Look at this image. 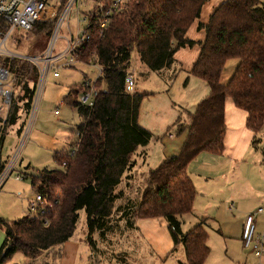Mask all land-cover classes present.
I'll return each mask as SVG.
<instances>
[{
	"label": "trees",
	"instance_id": "1",
	"mask_svg": "<svg viewBox=\"0 0 264 264\" xmlns=\"http://www.w3.org/2000/svg\"><path fill=\"white\" fill-rule=\"evenodd\" d=\"M208 1L128 0L116 7L104 28L100 21L104 12L113 8V1L97 3L87 17L88 39L77 51L76 62L100 66V77L91 82L98 93L91 106L78 103V93L85 91L83 82L63 99L76 110L80 120L75 128L77 147L73 154V146L55 154L58 169L42 170L31 177L33 190L51 205L50 210L36 218L25 216L11 223L0 218L5 235L0 264H10L16 254L30 260L29 264H40L44 253L60 251L74 235L80 211L86 215L89 244L93 246L91 239L96 232L103 238L116 202L123 199L117 189L135 167L134 155L153 139L138 124V111L146 94L125 92L131 53L136 51L140 63L152 73L170 68L178 50L196 44L185 35ZM53 27L38 23L32 33L35 31L36 37L50 36ZM198 29L205 32V40L190 75L204 81L210 94L189 117L187 138L179 154L149 170L137 203L115 211L128 220L129 226L139 219L165 218L174 250L179 244L183 247L185 264H205L210 254L204 227L207 220L186 234L181 233L177 220L178 216L192 213L197 195L188 166L202 153H223L228 102L244 113L245 126L253 135L252 147L260 143L264 128V4L259 0H225ZM232 59L238 64L222 85L221 75ZM2 65L15 81L6 127L14 124L21 113L28 114L38 72L32 63L22 59ZM101 82L106 86L103 92L98 90ZM3 167L0 163V173ZM57 190L61 192L59 197Z\"/></svg>",
	"mask_w": 264,
	"mask_h": 264
},
{
	"label": "rangeland",
	"instance_id": "2",
	"mask_svg": "<svg viewBox=\"0 0 264 264\" xmlns=\"http://www.w3.org/2000/svg\"><path fill=\"white\" fill-rule=\"evenodd\" d=\"M120 1L121 5H124L128 0ZM99 2L102 0H79V4L71 8L68 20L60 26L57 34L54 54L62 52L67 46V40L84 31L88 24L87 17ZM259 2L264 4V0ZM33 33L16 31L15 37L18 42L14 45L8 43L7 49L21 57L41 56L49 48L52 36L36 37L37 33L35 31ZM5 61L8 59H1L2 63ZM63 62L60 61L44 80L31 126L30 115L27 118L24 113H21L19 119L12 125L5 127L4 120L0 122L1 163L6 168L15 160L11 176L0 187V218L8 223L34 215L29 210V204L36 197L31 186V177L38 175L42 170L58 169L59 166L54 160L55 154L68 151L77 142L75 128L80 124V120L76 110L63 102V99L71 89L79 88L85 80L94 83L100 77L101 68L98 65L78 61L70 67H62ZM130 62L131 68L134 69L135 52ZM53 72H57L59 77L54 78ZM141 81L142 79H139V83ZM39 82L40 78L36 85H39ZM105 89V84L101 82L98 90L103 92ZM80 95V93L77 95L78 103ZM3 116L4 111L0 114L1 118ZM260 141L264 142L261 136ZM261 148L260 143L257 144L256 153L259 154ZM200 160L195 163L198 165L193 170L194 175H198L195 180L198 190L193 211L191 214L177 217L181 224V233L186 234L202 220H207L204 227L208 235L207 245L210 254L205 264H264V259H258L243 248L240 237L241 224L246 214L258 208L264 209V168L261 161L248 159L243 165L241 175H238L239 178L233 184L229 178L221 181L218 174L214 173L215 166L205 161L199 162ZM146 171V168L140 169L139 173L134 174L129 185L126 179L122 180L117 191L123 193V199L116 202L114 212L107 221L108 231L103 238H100L97 232L92 235L93 246L87 241L86 215L84 211L79 212L75 234L90 250L87 264H185L184 251L180 244L175 250L172 242L173 247L168 251H164V246L161 247L162 251H152L146 248L140 239V229L134 226L136 220L133 226H129L128 220L115 212L120 207H130V203L139 201L140 194L145 188ZM188 172L190 174V171ZM206 174L209 176L208 184L203 183ZM16 176H20L21 179L17 181ZM56 193L61 194L60 190ZM231 205H234V209ZM258 223L263 233L264 217H260ZM152 224L149 229L165 232L171 238L165 218L156 219ZM4 238V231L0 227V248ZM43 261L41 259L40 264H43ZM29 263L30 260L21 254L14 255L10 261V264Z\"/></svg>",
	"mask_w": 264,
	"mask_h": 264
},
{
	"label": "crops",
	"instance_id": "3",
	"mask_svg": "<svg viewBox=\"0 0 264 264\" xmlns=\"http://www.w3.org/2000/svg\"><path fill=\"white\" fill-rule=\"evenodd\" d=\"M224 1L210 0L205 3L200 13V19L192 23L185 35L186 39L200 45L205 40V32L199 30L197 28L198 25H205L213 11ZM199 45L178 50L174 55L175 63L170 68L164 69L159 73L148 72L147 68L139 62L136 51L131 53L132 58L135 52L136 64L133 69L131 68V62L129 63L127 74L132 75L134 81L136 80L134 92L146 94L138 111V124L150 132L153 139L148 146L138 149L134 155L135 167L127 174V178L124 177L128 185L132 183L134 174L139 173L140 169L146 168V173L148 174L149 170L155 168L158 164L160 165L165 159L179 154L187 138L186 127L189 123V117L195 113L199 103L209 96L210 89L208 85L204 81L190 75V71L200 53ZM230 61L226 63L225 67L227 69L221 75L220 82L222 85L229 81L235 66H237V60H235V63ZM61 66L65 67V62ZM139 79H142L140 83ZM87 81L90 80H85L84 82ZM185 81H187V84L184 86ZM225 121L226 136L223 153L221 155L202 153L188 167L187 172L190 171V174L189 172L188 174L195 190H198L195 183L198 175L195 176L193 170L197 168L198 164L195 163L198 159H201L199 162L205 161L213 164L215 166L214 173L218 174L219 179L226 181L229 178L233 184L239 178L238 175H241L243 165L248 159L251 158L257 162L261 161L262 166L264 142L261 143L260 141L262 148L259 154L256 153L257 149L251 145L253 135L245 126L244 113L235 109L228 102L226 104ZM208 182L209 176L206 174L203 183L208 184ZM195 202L196 199L194 200ZM231 208L234 209V205H231ZM256 210L246 214V216L254 215ZM260 217H264V215L255 216L257 235L264 233H261L259 229L258 220ZM155 220L139 219L135 221L134 226L140 229V239H142L146 248L152 251H162L161 247L164 246V251H168L173 247L171 238L165 232L149 229ZM243 223L244 220L241 228H243ZM89 251L88 247L74 233L72 238L64 243L60 251L55 249L44 253L42 261L44 260L48 264H87Z\"/></svg>",
	"mask_w": 264,
	"mask_h": 264
},
{
	"label": "built area",
	"instance_id": "4",
	"mask_svg": "<svg viewBox=\"0 0 264 264\" xmlns=\"http://www.w3.org/2000/svg\"><path fill=\"white\" fill-rule=\"evenodd\" d=\"M113 8L108 9L102 15L100 21V27L104 28L106 22L112 15V12L117 6L121 5L120 0H112ZM79 0H0V114L4 111L3 118L0 117V122L4 120L3 125L7 119L8 111L11 105V101L14 94L15 81L9 73L8 69L2 65L1 59H22L32 63L38 72V78H40L39 85H36L33 100L26 117L30 115L29 126L33 122V116L37 110L39 98L41 95V87L44 80L52 69L57 67L60 61L65 62V67H70L75 64L78 58V50L81 45L88 39L87 34L84 31L81 34H77L75 38L71 37L67 40V46L65 49L54 54V47L56 37L59 32L60 26L68 20L70 10L74 5H78ZM78 9V8H77ZM38 23H50L53 24V30L50 36H52L51 44L46 52L39 57H19L13 52L7 49V44L12 45L18 42L15 37V32L20 31L28 34L32 33L35 26ZM53 77L57 78L58 73L53 72ZM124 87L126 93H133L135 91L134 77L127 74L124 80ZM85 91L81 92L79 102L83 106H91L98 91L90 81L84 83ZM57 114V112H55ZM264 138V128L260 134ZM76 137H78L76 133ZM77 147V142L73 144L71 154ZM13 160L8 167L2 169L0 173V187L3 182L9 178L13 171ZM65 167V164L62 165ZM264 168V158L262 161ZM16 180H20V176L15 177ZM59 197V193L56 194ZM51 209V205L48 204L40 195H36L35 199L29 204V210L34 215L32 217H38L43 215L47 210ZM264 215V209L258 208L254 215H248L244 219L241 243L245 250L251 252L258 259H264V233L261 235L256 234L255 216Z\"/></svg>",
	"mask_w": 264,
	"mask_h": 264
}]
</instances>
